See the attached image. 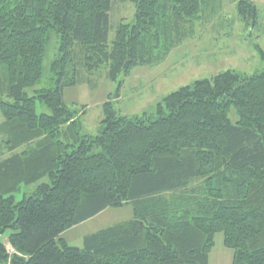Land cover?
Segmentation results:
<instances>
[{
    "label": "trees",
    "instance_id": "16d2710c",
    "mask_svg": "<svg viewBox=\"0 0 264 264\" xmlns=\"http://www.w3.org/2000/svg\"><path fill=\"white\" fill-rule=\"evenodd\" d=\"M123 1L134 14L109 40L111 0H0V143L8 154L0 159V236L11 231L0 240V264H208L217 233L232 264H264V68L195 80L153 114L120 115L108 100L97 134H80L62 99L76 66L107 68L116 80L158 64L217 0ZM235 1L254 25L255 4ZM50 31L58 35L56 86L29 96ZM35 98L49 114L35 112ZM45 177L14 202L21 184ZM124 204L133 217L89 234L83 248L59 237Z\"/></svg>",
    "mask_w": 264,
    "mask_h": 264
},
{
    "label": "rangeland",
    "instance_id": "374dc122",
    "mask_svg": "<svg viewBox=\"0 0 264 264\" xmlns=\"http://www.w3.org/2000/svg\"><path fill=\"white\" fill-rule=\"evenodd\" d=\"M257 8L254 25H246L239 17L235 0H217L204 5L199 18L192 25V34L174 46L168 56L155 65H137L128 75L120 74L116 80L107 77V68L89 73L76 66V83L63 88L62 99L74 113L80 124V134L96 135L103 118V103L110 100L120 115L133 116L153 114L159 103L169 93L195 80L235 70L246 75L264 68L259 49L264 51V0H251ZM134 14V5L123 0H111L109 11V40L114 37L117 23L128 22ZM58 35L48 33L38 82L26 89L29 96L43 88L56 86L55 76L50 71L51 62L57 54ZM79 67V68H78ZM35 112L49 114L50 110L35 98ZM229 119L234 122L232 110ZM3 117L0 113V125ZM2 139L0 133V140ZM1 144V143H0ZM97 151V149H94ZM2 152V154H1ZM0 145V159L7 157ZM48 178L21 184L12 193L14 202L35 191ZM133 217L131 204L107 207L95 216L63 231L59 237L70 246L83 248L85 237L100 229L127 221ZM10 230L0 236L6 242ZM222 234L214 237V246L208 254V264H232L233 250L224 246Z\"/></svg>",
    "mask_w": 264,
    "mask_h": 264
}]
</instances>
